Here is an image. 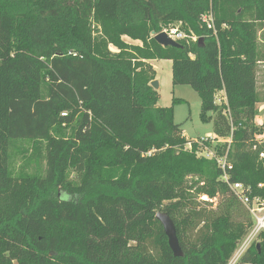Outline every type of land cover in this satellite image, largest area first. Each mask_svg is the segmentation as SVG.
<instances>
[{
	"label": "trees",
	"instance_id": "1",
	"mask_svg": "<svg viewBox=\"0 0 264 264\" xmlns=\"http://www.w3.org/2000/svg\"><path fill=\"white\" fill-rule=\"evenodd\" d=\"M175 22L197 40L157 43ZM155 59L198 94L214 135L238 125L231 181L264 196V144L252 148L264 0H0V264L228 263L250 214L215 160L186 149L180 100L158 106ZM235 264H264V234Z\"/></svg>",
	"mask_w": 264,
	"mask_h": 264
},
{
	"label": "built area",
	"instance_id": "2",
	"mask_svg": "<svg viewBox=\"0 0 264 264\" xmlns=\"http://www.w3.org/2000/svg\"><path fill=\"white\" fill-rule=\"evenodd\" d=\"M201 22L210 29H214L213 16L211 12H207L201 16ZM181 23L175 22L170 25L164 26L159 32H163L166 36L174 41L186 40L196 41L197 36L193 34H187L181 29ZM158 32V33H159ZM157 33H152V36ZM257 124L261 127L262 132L256 135L254 138L253 149H257L258 146L264 144V121ZM238 129V125L231 123L230 134L227 137H219L213 134L211 137H201L198 139L190 140L187 143L186 149H191L192 144L197 145L196 154L204 156L208 159L215 160L218 168L221 170L220 180L227 184L230 190L238 198V200L247 208L251 217V226L247 234L238 244L233 255L229 259L227 264H235L244 251L252 244L259 240L260 236L264 234V196L261 194H253L251 185H244L240 181H231L230 170L232 169V163L228 158V149L232 141L234 131ZM226 144L222 153L217 152V146ZM258 159L264 166V148L258 151ZM263 183H258L257 188H263ZM202 199H207L203 196Z\"/></svg>",
	"mask_w": 264,
	"mask_h": 264
},
{
	"label": "rangeland",
	"instance_id": "3",
	"mask_svg": "<svg viewBox=\"0 0 264 264\" xmlns=\"http://www.w3.org/2000/svg\"><path fill=\"white\" fill-rule=\"evenodd\" d=\"M125 39L130 41L128 38ZM111 50L114 51L113 48ZM153 66L156 71L155 80L158 83V106L168 107L173 99L180 100L173 105V120L180 125L182 135L189 141L213 136L211 120L202 121L200 119L201 101L198 94L189 85H172L171 60L155 59L153 60ZM256 82L261 98V101L257 104L258 112L256 116V121L259 123L264 121V63L257 66ZM215 100L218 103L224 102L223 92H218ZM208 116H212V113L208 112Z\"/></svg>",
	"mask_w": 264,
	"mask_h": 264
},
{
	"label": "water",
	"instance_id": "4",
	"mask_svg": "<svg viewBox=\"0 0 264 264\" xmlns=\"http://www.w3.org/2000/svg\"><path fill=\"white\" fill-rule=\"evenodd\" d=\"M154 39L157 43L161 44L162 46H180V43L177 41H174L166 36L165 33L159 32L156 35H154ZM150 85L153 87V89L157 90L158 83L154 79L150 82ZM155 218L160 222V224L163 227L164 233L167 237L168 245L173 252L174 256H182V250L180 248V245L178 243V239L176 236L175 226L173 224V221L170 219V217L163 211H157L155 214ZM258 247V244H256Z\"/></svg>",
	"mask_w": 264,
	"mask_h": 264
},
{
	"label": "crops",
	"instance_id": "5",
	"mask_svg": "<svg viewBox=\"0 0 264 264\" xmlns=\"http://www.w3.org/2000/svg\"><path fill=\"white\" fill-rule=\"evenodd\" d=\"M134 43H138L137 41H133ZM149 63L153 65V60H150ZM154 67V66H153ZM155 69V68H154Z\"/></svg>",
	"mask_w": 264,
	"mask_h": 264
}]
</instances>
